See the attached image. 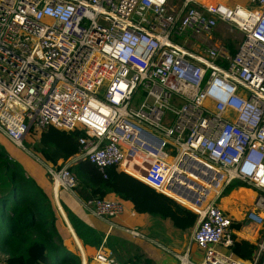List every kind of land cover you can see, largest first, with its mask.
<instances>
[{"label": "built area", "instance_id": "2783aa9c", "mask_svg": "<svg viewBox=\"0 0 264 264\" xmlns=\"http://www.w3.org/2000/svg\"><path fill=\"white\" fill-rule=\"evenodd\" d=\"M173 1L0 0V131L29 153L25 138L50 126L82 130L78 159L116 165L154 201L173 186L207 189L183 182H195L178 169L186 159L211 171L218 190L191 237L198 264H264V0ZM219 24L240 33L233 52L215 42ZM47 170L54 187L76 186L67 163ZM236 183L256 192L240 220L217 204ZM82 205L108 219L125 211L117 197ZM234 240L256 246L251 259L233 256ZM90 260L117 264L102 246Z\"/></svg>", "mask_w": 264, "mask_h": 264}, {"label": "trees", "instance_id": "16d2710c", "mask_svg": "<svg viewBox=\"0 0 264 264\" xmlns=\"http://www.w3.org/2000/svg\"><path fill=\"white\" fill-rule=\"evenodd\" d=\"M226 45L231 52L234 51L231 40ZM82 136L86 134L79 129L67 132L50 126L40 132L38 140L29 144L34 155L23 151L16 158L8 152L16 155L19 150L0 138L5 146L0 144V250L7 255L6 264H80V255L68 250L64 244L71 233L55 202L53 180L47 165L59 170L79 152L78 139ZM68 170L77 182L73 191L84 201L117 197L131 203L137 214L147 213L171 221L183 232L197 218L196 213L170 197L160 194L159 200L152 202L156 191L116 165L106 167L102 173L94 163L82 158L69 163ZM237 187L249 188L236 183L233 189H227L221 195H228ZM162 199L166 200L168 207L164 206ZM60 204L82 245L96 249L107 247L117 264H154L135 244L105 235L64 202ZM230 250L235 258L248 260L256 246L247 240H234Z\"/></svg>", "mask_w": 264, "mask_h": 264}, {"label": "crops", "instance_id": "0c3cea01", "mask_svg": "<svg viewBox=\"0 0 264 264\" xmlns=\"http://www.w3.org/2000/svg\"><path fill=\"white\" fill-rule=\"evenodd\" d=\"M202 1L205 3L210 2V0H202ZM229 1H234V0H229ZM239 1H240L239 3H242V4H246L248 2V0H239ZM219 26H222L223 30H225V31L227 30L228 33L233 31V30L230 31L229 27L225 24H219ZM219 26H218V28H219ZM216 31L214 32V36H215ZM215 39H216V41H215L216 43H219V44L221 43V41L218 42V37L215 36ZM0 134H2L4 137L3 142L12 144L10 142V140L1 131H0ZM27 142L29 143L28 140H27ZM0 143H1V145L4 146V144L2 142H0ZM12 145H14V144H12ZM20 154H21V152L19 150L16 157L20 156ZM72 158L74 159V161H77L78 155L76 154V155L72 156L68 162H70V160ZM54 188L56 190V194L54 195L55 202L57 204V207H59V206L61 207L62 212H64V211H63L62 206L60 204L61 201L64 202L67 205V207H69L73 212L78 214L82 219H84L85 221H87L88 223L93 225L97 230L105 233V235H112V236H116L119 238H123V239H126L127 241L135 244L145 254L147 253L146 256L151 258L153 262H154V260L150 255L157 256L159 259L157 264H180V263H178L175 259L170 257V255H168L166 252H163V251L153 247L152 243L142 241L140 237H136L134 234H131L130 229L136 228L138 231L152 237L153 239L157 240L158 242L166 245L168 248L173 249L175 252H178L179 254L183 253V255L188 259L186 264H190V262L193 264H198V262L202 260V258L199 261L193 260L190 258L191 252H192V254H195V255L197 254V252H196V249H198L197 246L194 243H193V245H189V244L187 245V238H188L187 232H183L179 229H176L173 226L171 221L161 220L159 218L151 217L149 215H146L147 213L141 214V215L137 214L133 210L131 203L124 201V200L123 201L125 203V211L118 218L108 219V218L100 217V216L95 215L93 212L85 209L82 205L83 200L81 198H79V196L73 190L65 189L63 187H59V188L53 187V189H52L53 194H54ZM181 189H183V191H187V192L190 191L186 187H182V186H181ZM191 191H190V193H194L193 190H191ZM159 195L160 194H158V196ZM228 196H230V194ZM164 197H168V196H164ZM158 200H159V198L155 201H158ZM162 200H163L162 203L164 204V206L168 207L169 204L166 203V200L165 199H162ZM155 201L153 200L152 202H155ZM182 201H184V200H182ZM176 202L184 205V203H182L179 200H177ZM226 204L227 203L223 202L222 203L223 208H222V206H220V207L227 214L229 213V215H231V212H232V214L237 215L236 208H233L231 206H227ZM170 206H172V205H170ZM184 206L189 208L188 205H184ZM224 208L229 209V211L225 210ZM247 210H249V209H247ZM244 215L245 214L243 213V216ZM242 217H240L239 219H236L234 217L233 218L235 220H240ZM197 219L198 218H196V220H195L196 224H197ZM196 224H195V226H196ZM70 233H71V236L75 235L72 229H71ZM261 235H262V233H260L258 236L260 237ZM71 236L69 238H72ZM73 240L76 242V244L79 247L82 248V252L87 258L88 257L91 258L95 254L96 248L82 245L80 243V241L77 239V237L76 238L73 237ZM136 240H141L143 243H145V245H144L145 249L138 242H136ZM102 247L104 248L105 251H107L109 253L111 252L107 247H104V246H102ZM85 252H87L89 254H87ZM202 255H203V253H202ZM6 257H7V255L3 251L0 250V264H6V262H5ZM154 264H156V263L154 262Z\"/></svg>", "mask_w": 264, "mask_h": 264}, {"label": "rangeland", "instance_id": "374dc122", "mask_svg": "<svg viewBox=\"0 0 264 264\" xmlns=\"http://www.w3.org/2000/svg\"><path fill=\"white\" fill-rule=\"evenodd\" d=\"M234 1L235 2H240L239 0H234ZM170 4H177V2L174 0ZM226 31L223 30L222 26H219V28H217V31L215 33V36L218 37V42L221 41V43H225L226 44L228 42V40L229 41L231 40V42H233V45L236 44L238 42V39H240V33L237 30H235L234 28H233V31L230 32V33H228V31L227 32ZM2 137H3V135L0 134V138H2ZM3 139H4V137H3ZM27 140H28V137L25 138L24 142H25V144L28 147H30L28 149L29 150V153H31V154L34 155L35 153H34V151L32 149L33 147L29 146V144H32L31 143L32 141L29 139V142L30 143H28ZM16 148L18 150H20V152L25 151V150H21L18 147H16ZM8 154L11 157L16 158V156H17L18 153L16 155H12V154H10L8 152ZM211 189H209L208 192H207V194H206L207 195L206 198H205L206 200H208L210 197H212L213 194H215L217 192V190H218L217 187L215 189H213V190H211ZM229 194H230V196H228ZM229 194L228 195H220V197L217 199V204L219 206H222V203L224 202V203H227L226 204L227 206H231L233 208H236L237 215L232 214V212L230 211L231 212V215H232V216L231 215L230 216L231 217H234L236 219H239L240 217L243 216V213L245 214V212L247 211V209H251V206H252L251 203H252L253 198L255 197L256 192L254 190H252L250 187L249 188L237 187L236 189L232 190ZM205 199L203 200L202 204L205 203V201H206ZM222 208H223V206H222ZM224 209L229 211V209H226V208H224ZM193 212H195V211H193ZM64 215H65V213H64ZM62 217H63V215H62ZM195 224L196 223L194 221L193 224L190 227L185 228L186 229V232H187V237H188L187 238V245L188 244L189 245H193V243H194L191 240V237H192V233H193V231H194V229L196 227ZM135 236L136 237H140L142 241H145V242H149V243L154 244L155 246H157L158 249H160L161 251L166 252L168 255H170V257H172L173 259H175L178 263L181 262V256H184L183 253L179 254L178 252H175L173 249L168 248L166 245L158 242L157 240L153 239L152 237H150V236H148V235H146V234H144V233H142L140 231H139V235H135ZM71 237L72 238H69V239L65 240L64 243H65L66 247L68 248V250L73 251V253L78 254V255H81L80 250L78 249V246H77L76 242L73 240V236H71ZM141 240H136V242H138L144 248L145 243H143ZM87 252H85V253H87ZM196 252H197L196 255L195 254H192V252H191V254H190L191 257L190 258L193 259V260L199 261L202 258V252L200 250H198V249H196ZM87 254H89V253H87ZM150 256L153 258L154 262L157 264L158 263V260H159L158 257L155 256V255H150ZM87 260L89 261L88 264H94V262L92 260H90V257H88Z\"/></svg>", "mask_w": 264, "mask_h": 264}, {"label": "bare ground", "instance_id": "6f19581e", "mask_svg": "<svg viewBox=\"0 0 264 264\" xmlns=\"http://www.w3.org/2000/svg\"><path fill=\"white\" fill-rule=\"evenodd\" d=\"M190 166H191V161H188L187 159L185 161H183V163H181L178 166V169L185 172L188 176L195 178L194 183H192L191 181H187V180L183 181V182H186L188 186H191V187L195 188L196 190H199L200 187L195 184L198 182V183H200V185L206 186L207 189L201 190L202 194L197 197L196 193H190V191L189 192L183 191V189H181L180 187L173 186V188L171 189L172 192H169V195L171 196L170 198H172L173 200H179L182 203H184V205H188L189 206L188 209L195 211L194 213L197 214L198 212H201L203 209L202 207L204 204H202V202L206 198V196H207L206 194H207L208 190L211 188H212L211 190L215 189L217 184L215 182H212V180H211L213 177V174L211 171L203 169V168L201 169V167H199L197 169H201V170L199 172H195L193 170H190ZM216 178H217V176H216ZM198 199H200V203L197 201ZM182 200H184V201H182ZM184 205H182V206H184ZM184 257L185 256H181L180 264H186L187 263L188 259L186 257H185L186 258L185 259Z\"/></svg>", "mask_w": 264, "mask_h": 264}, {"label": "water", "instance_id": "95a60500", "mask_svg": "<svg viewBox=\"0 0 264 264\" xmlns=\"http://www.w3.org/2000/svg\"><path fill=\"white\" fill-rule=\"evenodd\" d=\"M56 194V190H55V188H54V195ZM62 212V211H61ZM60 212V213H61ZM62 214H63V212H62ZM63 219H64V221H65V223H66V225H67V227L69 228V230L71 231V226L69 225V223H68V221H67V219L65 218V215H63ZM76 236L74 235V238H75ZM152 246L153 247H155V248H157V246H155L154 244H152ZM158 249V248H157ZM160 250V249H159ZM164 252V251H163Z\"/></svg>", "mask_w": 264, "mask_h": 264}, {"label": "clouds", "instance_id": "9594fccd", "mask_svg": "<svg viewBox=\"0 0 264 264\" xmlns=\"http://www.w3.org/2000/svg\"><path fill=\"white\" fill-rule=\"evenodd\" d=\"M73 159V158H72ZM71 159V161L70 162H67V164H69V163H74V162H76V161H74V159L72 160ZM79 160V159H78ZM54 187V186H53ZM73 190V189H72ZM84 201V200H83ZM58 209H59V211L61 212L62 210H61V207L59 206L58 207ZM61 214H62V212H61ZM62 215H64V212H63V214ZM63 218V217H62ZM65 218H66V216H65ZM67 219V218H66ZM64 220V219H63ZM70 225V224H69ZM69 229V228H68ZM74 232V231H73ZM75 234V233H74ZM76 236V235H75ZM74 237V236H73ZM76 238V237H75ZM78 246V245H77ZM79 249V248H78Z\"/></svg>", "mask_w": 264, "mask_h": 264}]
</instances>
